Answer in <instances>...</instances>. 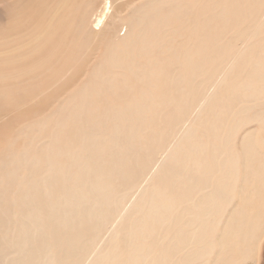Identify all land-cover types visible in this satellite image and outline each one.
Listing matches in <instances>:
<instances>
[{
  "label": "bare ground",
  "instance_id": "obj_1",
  "mask_svg": "<svg viewBox=\"0 0 264 264\" xmlns=\"http://www.w3.org/2000/svg\"><path fill=\"white\" fill-rule=\"evenodd\" d=\"M87 1L59 0L62 9L57 3L44 5L45 14L57 13L36 27L44 45L35 41L27 47L14 40L33 60L23 64L34 75L24 79L20 71H10L7 84L17 87V95L30 99L26 103L11 101L8 119L2 117L0 104V264H25L19 253L30 264H49V259L60 264L257 262L264 241V0H210L209 5L194 0L195 9L182 1L181 6H186L181 18L185 35H179L176 48L167 52L160 69L171 62L177 76L189 72V88L173 100L204 96L205 101L193 112L200 120L216 122L213 133L220 140L198 156L190 172L181 169V181L190 188V197L196 193L182 213L176 209L183 208L190 197L174 188L179 183L167 184L169 175L176 173L172 167L180 166L167 158L174 151L171 132H165L166 145L161 149L152 139L157 150L152 149L144 187L131 199L121 197L110 204L117 194L113 177L120 178L127 171L136 155L139 133L113 123L105 130L99 105L103 97L116 100L124 90L123 81L127 87L159 89L156 79L161 74L155 62L142 73L143 64L137 66L132 60L146 52L164 51V25L169 23L170 5L175 0ZM129 5L135 6L133 14L127 20L123 17L125 27L120 35L109 29L108 18L119 21L118 12ZM21 14L14 10V23H20L17 16ZM54 28L61 31L54 32ZM9 37L7 33L1 39L0 47L8 46ZM258 47L261 55L255 54ZM90 62L93 64L79 67ZM74 77L76 91L72 93L68 84ZM60 95L64 97L57 100ZM73 95L78 101L72 100ZM146 99L136 93L127 108L132 111ZM257 106L261 107L256 110ZM252 122L255 125L243 129ZM138 126L133 128L138 130ZM188 126L189 121H181L179 133L183 135ZM84 158L87 160L82 162ZM64 167L75 168L76 180L66 193L57 181ZM86 183L95 184L101 212L86 214L97 209L89 205L79 231L77 215L71 212L69 232L77 235L82 230L90 240L74 245L69 243L71 237L55 229L53 221L59 217L48 216V210L64 206L66 198L84 202ZM231 201L236 202L234 206L228 204ZM156 207L158 211L149 209ZM70 209L65 206L67 212ZM91 216L100 220L107 216L113 232L96 229ZM135 227L148 229L149 236L139 249L128 250ZM102 235L108 244L101 242ZM38 238L46 244L32 246ZM116 239L119 251L113 247ZM157 239L166 248L155 252Z\"/></svg>",
  "mask_w": 264,
  "mask_h": 264
},
{
  "label": "rangeland",
  "instance_id": "obj_2",
  "mask_svg": "<svg viewBox=\"0 0 264 264\" xmlns=\"http://www.w3.org/2000/svg\"><path fill=\"white\" fill-rule=\"evenodd\" d=\"M97 1L98 0H96V4ZM130 1L131 0H123L124 4H127ZM140 1L142 2V0H137V2ZM182 1L183 0H175L170 5L172 11L169 13V23L164 25L165 34L167 36L161 41L165 48L164 51H160L155 55H152L150 52L148 55V52H146L143 56L135 57L132 60L137 66L140 65V62L143 64L142 73H145L151 69L153 62H155V65L159 68V72L161 74V76L156 79L159 89L144 90L138 85L127 87L126 82L123 81L121 86L124 87V90L116 100H109L106 97L99 99L100 110L105 116V124L103 125L105 130H107V128L113 123L122 128H127L128 131L133 132L134 134L139 133V139L136 145V155L131 159L127 171L120 178L113 177L117 194L116 198L111 200L110 204H113L116 199L121 197L131 199L138 190L144 187L143 180L145 178V174L149 171V166L152 160V149L157 150L153 148L152 139H156V148L161 149L166 145V141L164 140L166 138L165 132H171L170 145L171 148H174V151L171 154H168L167 158L172 164L177 165L179 163L180 166L172 167L173 169H176V173L169 175L167 184L179 183L174 188L186 197H190L188 192L190 188L184 181H181V169H185L186 172H190L189 169L198 162V156L202 152L208 150L212 143H220L218 137L213 133L216 122L210 118L200 120L197 113L193 112L197 106L205 101L204 96L195 98L193 100H173L180 91L189 88V72H184L182 75L177 76L175 74L174 66L171 62L166 69H160L163 66L167 52L169 50L173 51L177 46V41L181 39L180 36L182 37L185 35V29L181 25V18L184 16V9L186 6H181L182 3H185ZM186 1H188L189 7L195 9L196 5L194 4V0ZM84 2L88 4L87 0H84ZM204 2L209 5L211 1L204 0ZM46 3L50 5L57 3L60 9H62L59 0H0V41L7 33L10 36V43L8 46L0 47V104L2 105L1 115L4 119H8V117H10L8 110L11 101L26 103V100L30 99L27 98V96L17 95V87L7 84V82L11 79V76L8 74L10 71L13 74L17 73V71H20L24 79H31L33 77L34 71L30 70L23 64V61H27L28 64H32L33 60L27 53L17 47L14 40L16 39L17 41H23L27 47H29L35 41H40L41 45L45 44L44 40H39V34L36 32V27L37 25L42 24V22L47 19L48 15L57 14L54 11H48V13L45 14L44 5ZM134 7L135 6L133 5H129L126 6L124 10L118 12V15L120 16L119 21H113L112 19L108 18V21L111 25L109 29L116 30L120 35H122L125 27V20H127L133 14ZM16 9L22 11V14L17 16L20 21L19 24L14 23V21L11 19L13 16H15L14 10ZM123 17L125 18L124 21ZM203 18L208 26L209 22L207 18H205L204 15ZM106 29L108 30L107 27H105V30ZM57 31H61V29L54 28V32ZM24 32L25 35L23 34ZM115 34H113L108 39L113 38ZM62 46L67 49V44L64 39L62 40ZM175 54L177 55L176 51ZM255 54L261 55L259 47L255 50ZM94 58L96 60H102V58L98 56H95ZM105 59L106 61H110L109 57ZM89 64L93 63H83L79 67H84ZM130 64L132 63L130 62ZM92 66L93 65L89 67L88 72L91 71ZM76 67L77 66H75V68ZM75 78L76 77H74L73 80L68 84L72 88V93L76 91V87L73 85ZM90 82L91 80L87 78L86 86H89ZM201 88L202 84L200 86V90ZM136 93L146 96L147 99L144 103L137 104V107L130 111L127 107L130 101L134 102L132 99ZM39 95L41 94H36L34 96ZM63 97V95H60L57 100H61ZM71 98L72 100L78 101V97L75 95H73ZM49 100L51 101L53 99L50 98ZM260 107L261 106H257L256 110ZM142 109H145V111L143 112ZM133 114H137L134 120L132 119ZM82 116H84V114ZM59 117L62 116L59 114ZM183 120L189 121V126L187 131L182 135L179 133V125ZM253 125H255V122L248 123L243 126V129ZM82 126L86 128V125L83 123ZM134 126H138V130L134 129ZM228 126L229 124H227V127ZM28 128H30V125L26 126V129ZM86 160L87 159L84 158L82 162ZM74 171L75 168L67 169L64 167L57 175L58 184L64 193L69 191L76 181ZM167 171H169V169H167ZM86 184L88 189L82 191L84 202L75 200L74 203L73 200L66 198L67 203L64 206L59 208L52 206L48 210V216L52 218H54V216L59 217V219L53 221L56 226L55 229L59 232L66 233V235L71 237L69 243L74 245L82 240L87 242L90 240L86 237L85 232L82 230H80V233L77 235H73L69 232V230H71V220L73 219L72 214L77 215L76 231H79L84 211L89 205L96 206L97 209L93 212H85L86 214L95 215L101 212V205L97 204L99 201V195L96 192L97 188L95 184ZM195 196L196 193L193 197L188 199L187 204L183 208H177L176 211L182 213L183 209L195 198ZM170 200L175 201L174 196H170ZM179 200H181V198H179ZM235 203V201H231L228 204L234 206ZM66 205L71 208L69 212L65 210ZM145 209H148V207L146 206ZM149 209L151 211H158L157 207ZM30 215L33 216L34 213L31 212ZM173 217L174 215L171 216V218ZM89 220H91V225H94L96 229L104 231L108 234L113 232V226L107 216L102 220L96 216H91L89 217ZM167 221H169V219ZM148 236V229H137L135 227L132 230V235L129 239L131 244L127 243L126 245L127 249H139ZM100 240L102 243L108 244V242H106L105 235L100 236ZM154 243L155 252L157 249L164 250L166 248L163 242L159 239L155 240ZM45 244L46 243H43L40 238L34 239L32 242V246H42ZM113 247L116 251L120 250L119 239L115 240ZM6 252L11 255V251L8 250ZM18 257L21 262L30 264L27 257L23 254L19 253ZM200 260L203 262L201 256ZM39 261L43 263L42 258H40ZM257 262H248V264H264V241L259 252ZM49 264L60 263L56 259H49Z\"/></svg>",
  "mask_w": 264,
  "mask_h": 264
}]
</instances>
